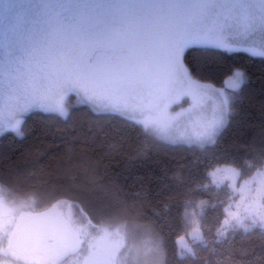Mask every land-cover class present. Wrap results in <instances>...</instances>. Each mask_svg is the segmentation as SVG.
Masks as SVG:
<instances>
[{
    "label": "snow or ice",
    "instance_id": "snow-or-ice-1",
    "mask_svg": "<svg viewBox=\"0 0 264 264\" xmlns=\"http://www.w3.org/2000/svg\"><path fill=\"white\" fill-rule=\"evenodd\" d=\"M233 38L252 41L249 50L264 55V0H0V131L22 134L24 114L34 106L66 116L64 98L76 92L99 108L141 118L145 129L170 139L214 144L232 100L193 80L184 52L201 42L232 47ZM244 78L237 69L232 89ZM185 95L189 108L170 112ZM249 147L246 164L254 175L239 189L237 211L226 213L220 239L240 229L264 231V124ZM226 171L241 175L235 167ZM250 183L260 190L251 193ZM7 191L0 183V264H167L155 238L133 258L126 207L94 222L86 213L76 219L61 211L66 200L29 211L35 196L9 200ZM178 239L180 258L195 257L194 244L206 242L199 227L191 243Z\"/></svg>",
    "mask_w": 264,
    "mask_h": 264
},
{
    "label": "trees",
    "instance_id": "trees-1",
    "mask_svg": "<svg viewBox=\"0 0 264 264\" xmlns=\"http://www.w3.org/2000/svg\"><path fill=\"white\" fill-rule=\"evenodd\" d=\"M184 62L196 79L215 85L236 68L245 73L214 144L165 142L133 120L88 105L72 107L66 117L35 109L23 120L22 136L0 135V183L11 196H35L36 211L66 200L61 209L76 219L86 213L97 222L126 207L129 221L159 235L167 264H264L261 229L218 237L233 193L208 174L223 164L238 168L241 179L254 173L246 162L264 124V56L191 46ZM200 202L206 242L194 244L195 257L180 258L177 238L190 232L188 213Z\"/></svg>",
    "mask_w": 264,
    "mask_h": 264
},
{
    "label": "rangeland",
    "instance_id": "rangeland-1",
    "mask_svg": "<svg viewBox=\"0 0 264 264\" xmlns=\"http://www.w3.org/2000/svg\"><path fill=\"white\" fill-rule=\"evenodd\" d=\"M233 40H234V46H232V47H226V46H224V45H222L220 43H217V42L194 43V44L189 45L188 47H191V46H211V47H216V48L222 49L224 51H228V52H231V51H245V52H248V53H250L252 55L264 56V55H260L258 51L254 52V51H250L249 50V45L252 43V41H247L246 42L243 39H239V38H233ZM256 44H257V47H258L259 46V41L258 40L256 41ZM184 64H185V62H184ZM237 69L242 70L240 68H236L235 70H233L232 74L230 76H228L221 85H215V84L207 82V81H202V80L196 79L192 74H191V76H192L193 80L198 81L199 83H202V84H210V85L213 86L214 89H217V90H220L222 92H225V93L229 94V96H230L229 89H232L230 81H231L232 77L234 76L235 71ZM243 73H244V71H243ZM244 76H245V73H244ZM245 78H244V81H245ZM64 104H65V107L67 108V114H68V112L70 111V109L72 107L79 106V105H88L95 112H111V113L119 114V115H121V116H123L125 118H128L130 120H133V121L141 124L144 127V125L140 122L141 118L132 119L127 113H124V112H121V111H117V110H112V109L99 108L93 102L85 99L83 96L79 95L76 92L68 93V95L64 98ZM190 104H191V98L189 96L185 95L181 99H179L176 103L172 104L170 109H169V111L172 112L173 114H175L177 112H180L182 109L189 108ZM212 108H213V101L212 100H208L207 101L206 114L210 115L211 111H212ZM35 109L41 110V111H44V112H53V113L59 114L56 111H53V110H50V109H46L44 107L34 106V107H32L30 110H28L24 114L23 120H24L25 116L30 111L35 110ZM59 115L62 116V117H66L67 116V115L64 116V115H61V114H59ZM228 115H227V120H228ZM193 119H194V116H193ZM186 128H187V131L190 133L191 130H192L191 121H187L186 122ZM7 131H11L14 134H16L17 136H22V134H23V133L22 134H18L17 132H15L13 130H7ZM147 131H149L150 133L155 135L160 140H163V141L169 142V143H184V144H187V145H198V146L207 145V144H199V143H195V142L189 143V142H187L185 140H182V139L173 140V139L168 138L165 135L158 134V133H155V132L150 131V130H147ZM181 131H183V130H181ZM4 132H6V131H0V135L3 134ZM175 135L179 136L180 132L175 133ZM209 144H212V143H209ZM230 166L231 167H235L233 165H228V164L217 165V166L213 167L212 169H210L209 172H208V174L210 176V179H211V183H213V184H215L217 186H220L222 184H226L229 187V189L232 191V193H233L232 199L225 205V208H224L225 215H226V213L228 211H233V212L237 211L236 204L239 203L240 196H241V193H240L239 189L241 187H243L244 180L251 181V179H252V177L254 175V173H253L252 175H250L247 178L241 179L240 176H239V177H236L234 179L232 177V175L228 171H226V169L228 167H230ZM214 170H217L215 176L212 175ZM248 187L251 190V193H255V192L260 190V186L257 185V184L250 183ZM5 196L9 200L15 199V200L19 201L20 199H26V198H21V197H17V196H11V195H9L8 192L5 193ZM35 206L36 205H35V201H34V204H33L32 208L27 209V210L36 211L37 209L36 208L34 209ZM202 207H203V202H200L199 204H197V206L194 209L191 210V213L190 212L188 213V218H189L188 220H189V223L192 225V227H191V230H190V232L188 234L181 235V236H184L186 238V240L188 242H190V243L192 242L191 241L192 231L195 228L199 227V222L200 221H199L198 217H199V213L202 211ZM66 214H68V213H66ZM129 222H130V225H129L130 226V234L128 236L127 244L129 246V249L133 252V258H134L135 251L138 249L141 252H143L151 244V241H152L153 238L159 239L161 241L159 235L150 226H148L146 224L137 223V222H131V221H129ZM222 223H223V221H222ZM222 223H221V225H222ZM220 227H219V229H220ZM178 238H177V245H178V251H179V239Z\"/></svg>",
    "mask_w": 264,
    "mask_h": 264
},
{
    "label": "water",
    "instance_id": "water-1",
    "mask_svg": "<svg viewBox=\"0 0 264 264\" xmlns=\"http://www.w3.org/2000/svg\"><path fill=\"white\" fill-rule=\"evenodd\" d=\"M53 205H54V204H53ZM53 205H51V206H49V207H47V208H45V209H41V210L35 211V212H44V211H46V210L52 208ZM61 211H63V210L61 209Z\"/></svg>",
    "mask_w": 264,
    "mask_h": 264
},
{
    "label": "crops",
    "instance_id": "crops-1",
    "mask_svg": "<svg viewBox=\"0 0 264 264\" xmlns=\"http://www.w3.org/2000/svg\"><path fill=\"white\" fill-rule=\"evenodd\" d=\"M231 74H232V73H231ZM231 74H230V75H231ZM230 75H229V76H230ZM225 79H226V78H225ZM229 91H230V97H231L232 92H233V91H237V90L229 89Z\"/></svg>",
    "mask_w": 264,
    "mask_h": 264
}]
</instances>
